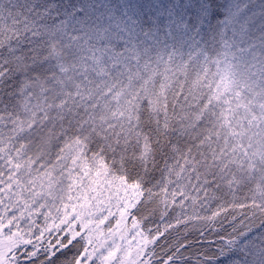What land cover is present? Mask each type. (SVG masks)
<instances>
[{
  "label": "snow or ice",
  "instance_id": "1",
  "mask_svg": "<svg viewBox=\"0 0 264 264\" xmlns=\"http://www.w3.org/2000/svg\"><path fill=\"white\" fill-rule=\"evenodd\" d=\"M190 260L264 264V0H0V264Z\"/></svg>",
  "mask_w": 264,
  "mask_h": 264
},
{
  "label": "trees",
  "instance_id": "2",
  "mask_svg": "<svg viewBox=\"0 0 264 264\" xmlns=\"http://www.w3.org/2000/svg\"><path fill=\"white\" fill-rule=\"evenodd\" d=\"M158 251H159V249H158ZM186 255H187V253H185ZM188 264H192V261L190 260L189 262H188Z\"/></svg>",
  "mask_w": 264,
  "mask_h": 264
}]
</instances>
